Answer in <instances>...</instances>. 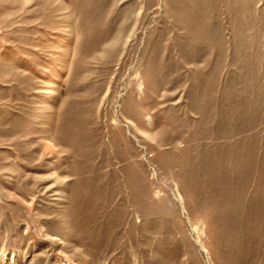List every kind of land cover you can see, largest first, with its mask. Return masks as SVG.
<instances>
[{"label": "rangeland", "instance_id": "1", "mask_svg": "<svg viewBox=\"0 0 264 264\" xmlns=\"http://www.w3.org/2000/svg\"><path fill=\"white\" fill-rule=\"evenodd\" d=\"M0 264H264V0H0Z\"/></svg>", "mask_w": 264, "mask_h": 264}, {"label": "bare ground", "instance_id": "2", "mask_svg": "<svg viewBox=\"0 0 264 264\" xmlns=\"http://www.w3.org/2000/svg\"><path fill=\"white\" fill-rule=\"evenodd\" d=\"M48 149L50 150V152H53L54 151V147L51 145V143L48 145Z\"/></svg>", "mask_w": 264, "mask_h": 264}]
</instances>
